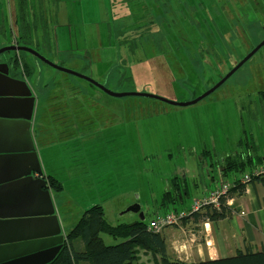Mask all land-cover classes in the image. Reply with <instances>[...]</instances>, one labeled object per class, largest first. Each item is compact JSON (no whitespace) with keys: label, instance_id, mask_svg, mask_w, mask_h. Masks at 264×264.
<instances>
[{"label":"rangeland","instance_id":"rangeland-1","mask_svg":"<svg viewBox=\"0 0 264 264\" xmlns=\"http://www.w3.org/2000/svg\"><path fill=\"white\" fill-rule=\"evenodd\" d=\"M52 1L55 5L59 4L60 14L56 20L49 18L47 30L52 33L56 28L59 29L60 46L56 49L52 44L45 50L26 43L29 48L37 49L51 63L97 83L108 80V73L114 69L115 63L120 66L124 64L127 69L117 68L121 72L119 79L125 78V83L120 85L122 89H133L136 93L154 95L173 103H188L203 95L214 86L208 81L214 78L211 82H219L264 39V0H182V5L173 7L184 11L187 8L185 3L191 2L190 6L197 10V18L200 19L197 24L206 36L211 27L216 37L217 29H230L225 15H230L237 23L235 31L224 37L226 51H220L224 48L223 45L216 47L215 53L221 52L220 61L202 59L213 72L193 74L187 72L189 65L184 59L185 54L175 56L167 45V41H171V35H179L182 43H199L202 34L184 21L183 24L178 23L175 30L166 28V25L165 34L169 35L166 37L157 26L160 21L154 18L157 12L148 11L153 15L149 22L151 28L147 25L141 30L144 31L147 27L150 31H157V34L147 39L148 45L150 44L147 47L148 52L141 50L132 54L125 52L126 46L123 45H127L128 41L116 35L114 21L122 22V25L133 23L137 26L135 16L122 21L117 18L127 16L141 6H149V3L139 4L131 0ZM226 1L228 2L225 4ZM13 4L14 0H0V13L3 17L0 18V49L9 45L12 39L18 40V29L11 17ZM41 4L39 3V8L45 14V7ZM225 6L228 10L229 7L234 10L235 16L223 13L221 7ZM48 8L46 5L47 12ZM66 10H70L67 16ZM202 20L209 25L205 27ZM142 33L147 37L149 35V31L140 30H134L130 34L129 28L124 34L127 39H131L134 34L135 37H141ZM40 38L42 41L41 35ZM40 38L38 42L42 46ZM200 42L204 47V42L212 45L210 36H207L206 41L203 39ZM156 47L157 51L149 52V49H157ZM156 53L162 55L163 59L150 56ZM8 56L7 52L0 54L1 59ZM21 56L29 65L34 66L30 82L34 92L43 97L40 100V113L35 130L41 169L47 176H56L62 185L70 183L76 186L74 190L67 189L51 196L55 215L60 220L63 232L71 230L82 213L95 204L103 207L106 218L112 225L131 224L136 221L138 217L135 214L126 212L132 205L141 208L145 221L150 217L154 218L156 213L164 214L162 209L159 210L160 197L174 177L179 182H184L182 186L186 187L188 193L181 206L186 210L190 209L196 198L209 190L213 180L220 181L214 162H219L224 156L233 155L238 141L245 134L248 141L251 139L256 145V153L261 158L264 155V45L221 87L188 106H173L138 96L113 98L86 80L51 68L26 52H21ZM189 62L191 63L190 60ZM131 69H135L136 73L133 72L132 80L131 76L126 79ZM218 69L223 73L222 76L216 72ZM73 83H79L86 95L82 106L87 121L84 122L81 137L78 131L71 130L68 134H73L71 139L59 140L57 136L62 133V129L46 132L48 128L43 129L38 125H50L51 112L57 113L60 110L65 112L63 115H67V109H70L66 107L70 106L67 101H73L77 95V89L71 86ZM103 86L108 85L105 83ZM213 111L214 117L205 116ZM64 119L65 117L60 118ZM204 151H208L211 156L202 153ZM83 171L85 175L82 180L80 173ZM67 172L69 176L72 173L75 175L72 181L65 180ZM87 174L93 178L88 184L85 178ZM97 174L98 177L95 178ZM69 195L75 197V204L67 203ZM177 206L179 205H175ZM201 232L207 238L205 246L209 254L218 256L211 235L206 234L203 228ZM185 235L190 241L180 237L172 240L179 253L188 251L193 245L194 232L189 231ZM101 237L106 245L118 242L105 234ZM149 258V255H141L140 262L153 264Z\"/></svg>","mask_w":264,"mask_h":264},{"label":"trees","instance_id":"trees-1","mask_svg":"<svg viewBox=\"0 0 264 264\" xmlns=\"http://www.w3.org/2000/svg\"><path fill=\"white\" fill-rule=\"evenodd\" d=\"M159 2L161 3V10L159 11L153 5V9H157L153 12H157L154 17H161V20H157L160 21L157 26L164 34L166 25H168L166 28L175 30L176 25L178 23L183 24V21L188 24V26L194 27L195 30H198L199 33L202 34L199 43L191 41L182 43L179 40V35L176 36L174 34V37L171 35V41H167V45H169L172 53L175 56H180L182 53L185 54L184 59L189 65L187 72L190 71V73L192 72L193 74L200 75L213 72V69L206 65V62L202 59L208 58L211 62H213V60L220 61L221 52L226 51V41L224 37L229 36L235 31L237 23L230 18V15H225L229 21L230 29L226 28L222 31L217 29L218 36L216 37L211 27V31L207 30V36L211 37L212 45H209V42H204L206 44L204 47L200 41L203 39L206 41L207 36L197 24V22H200V19L197 18V10L190 6L192 3H185L187 8L182 11L183 15H181V10L174 8L173 6L179 7V5L183 4L182 0H154L153 4L158 5ZM227 2L228 1H226L225 4ZM13 5L14 10L11 17L13 18L14 25L18 29L19 34L17 36L18 40H14L16 44L26 47H28L26 43L33 44L32 42H34V38L31 33L38 28L44 29L47 34V21L44 16L45 14L42 9L39 8V5L35 8L36 6L35 4L33 5L31 0H14ZM221 9L223 13H230L235 16V11L230 9V7L229 10L226 6L225 8L221 7ZM202 23H204L205 27L209 25L203 20ZM153 25L156 24L153 22ZM150 28L145 29L147 31H143H149L148 37L145 33H142L141 37H135L136 34H134L135 36L133 38L127 39V35L124 34V32H120L118 35L128 41L127 45H123L126 46L125 52L129 51L132 52V54L135 53V51L141 52V50L148 52L147 47L150 44L148 45L149 40L147 39H150L153 34H157V31H150ZM165 35L166 37L169 36L168 34ZM258 43H256V45ZM154 44L156 43H153V45ZM217 45L224 46L223 49H220L221 52L218 51L220 54L215 53ZM199 46L202 48L199 49ZM158 48H151L149 49V52H155ZM162 51L165 52L166 50ZM159 52H161V50ZM150 56H159L160 59H163V56L157 55V53L156 55L150 54ZM20 57L22 58L21 53ZM22 61L24 74L21 75V78L23 76H31L33 69L24 59ZM130 72L133 74V72L136 73V70L131 69ZM216 72L221 76L223 75V73L220 72V69ZM211 81H214V78ZM211 81H208V83H212V85H215L218 82L215 83ZM44 88L46 89V87ZM262 99L264 102V95H262ZM212 113L214 114V111ZM51 118V122L54 123V116ZM61 124H63V122ZM239 149H241L240 152H238ZM256 152L257 147L253 140L250 139V141H248L247 135H243L238 141L237 150L233 155L230 154L229 156H224L222 162H217V171L220 175V181L213 184L212 190L216 191L219 190L221 186L227 185V191L219 196L217 204H203L197 211H193L192 207L185 210V208L181 206L183 204V198L187 196L188 191L186 187L182 186V184H184L183 181L179 182L177 177L172 178L171 181L168 182V189L164 191L160 197L159 210L162 209L164 214L162 213L159 216L173 214L176 217L180 216V218H178L176 225L164 227L157 232L149 228V224L153 218L149 221H145L144 214L143 221L136 220L131 224L122 223L112 225L108 222L105 211L101 205L95 204L89 207L82 213L71 230L65 234L62 247L55 260L50 264H142L140 258L141 255L144 254L150 256L149 261H152L153 264H264V252H257L252 249L245 252L238 251L235 255L227 256L222 259L186 262L169 253V244L167 243L168 238L164 234V230L167 228H191L205 222L216 223L229 220L233 214L237 213V209L232 206L229 207L226 202L241 197L244 194L245 188V184L242 182L243 177L250 175L255 169L261 168V166L264 165V157L261 158ZM202 153L211 156L208 151ZM251 182H259L264 185V175L256 179H251ZM46 183L47 188L53 194H59L63 190L62 183L52 176L46 177ZM175 205L179 206L175 207ZM155 215L158 216L157 213ZM102 234H105L118 242L106 245L101 237Z\"/></svg>","mask_w":264,"mask_h":264},{"label":"water","instance_id":"water-1","mask_svg":"<svg viewBox=\"0 0 264 264\" xmlns=\"http://www.w3.org/2000/svg\"><path fill=\"white\" fill-rule=\"evenodd\" d=\"M263 45L264 39L211 89L197 99L183 104L134 91L113 92L86 76L51 63L26 46H6L0 49V54L26 52L51 68L86 80L113 98L138 96L173 106H188L217 90ZM34 103L35 98L27 83L9 77L7 65H0V264H50L64 241L51 193L42 177L39 159L32 143ZM126 212L136 214L139 221L144 220L138 205L130 206Z\"/></svg>","mask_w":264,"mask_h":264},{"label":"crops","instance_id":"crops-1","mask_svg":"<svg viewBox=\"0 0 264 264\" xmlns=\"http://www.w3.org/2000/svg\"><path fill=\"white\" fill-rule=\"evenodd\" d=\"M69 1H71V0H69ZM131 1H135L139 4L141 2H147L150 5L149 6H141L139 9H134L127 16H119L117 18V20H120V21L126 20V18H129L130 16H135V18L137 17L136 21H138V22H136V23H138V25L136 26L133 23L122 25V22L114 21V28L117 29V31H116L117 36L120 32L125 33L127 28H129L130 34H132V32L134 30H136V32L139 30H140V32H143V30H141V29H143V27H145L147 25L149 26L150 19H151V17H153V15H152L153 5L159 11L161 10L160 9V5H161L160 2L158 5H155V4H153L152 0H131ZM31 2L33 3V5L36 4V7L39 5V3H42L41 5L43 7H45V15L44 16H45L47 22H48L49 18H51L53 20L58 19V16L60 14V10L58 9L59 4L55 5L54 1H52V0H31ZM61 2H64V0ZM125 3L128 4V2H125ZM46 5H48V7H49L48 12L46 10ZM148 11H150L152 13H150ZM69 13H70V10L67 11L66 16L69 15ZM180 13H181V15H183L182 11ZM0 18L1 19L3 18L2 13H0ZM154 18L155 19L158 18V20H161V17L160 18L154 17ZM102 23L103 22H102V18H101V24ZM117 26H120V27L116 28ZM145 29H147V27ZM3 32H5V30H3ZM31 35L34 38L33 39L34 42H32V43L39 49L41 47H43L46 50V47L51 46L52 44H53V46H55L54 48H56V49L60 46L59 39H58V35H59V29L58 28H56V30H54L52 33H50V31L47 30V34L44 31V29L38 28V29H35L31 33ZM40 35L42 37V41H41ZM38 36L40 38V41L42 42V46H41L40 42H38L39 41ZM52 36H54V38H52ZM14 40L15 39H12L10 41V43ZM52 40H53V42H52ZM35 51H37V49H35ZM120 52H121V50H119V53ZM32 67H33V71H34V66H31V68ZM113 67H114V69H111V71L108 73V80L99 81L98 83H100L102 85H105V83H106V85H108V86H105V87H107L108 89H110L113 92L133 91V89H129V88L122 89L120 86L122 83H125L124 82L125 78L119 79L118 76L121 72L118 69H120V67H121V69H127V67L124 64H122L120 66L119 63H115L113 65ZM133 70H135V69H133ZM31 76H23L22 78L20 77L21 78L20 80L25 81L27 83L29 90L31 91L33 97L35 98L34 110H33V115H32V122H31V138H32V143L34 145V149L37 153L36 145L38 144V142H37L38 136H37L35 130L37 127V122H38V114L40 113V100H42L43 97H39L34 92L33 84L30 82ZM130 76H131V80H132L133 74L129 71V75H128V77H126V79H129ZM71 86L74 87V89H77V95H75V97L72 99L73 101H67L68 104H70V106H68V105L66 106V107H70V109H67V110H69V111H67V115H63V114H65V112L60 111L56 108V110H58L59 112H57V113L51 112V115H50V117L54 116V118H53L55 120L54 123H52L51 122L52 119H50V125H43V126L38 125L40 128H43V129L48 128L46 130V132H50L51 130L54 132H57L59 129H62V133H59V136H57V138L59 137V140L62 138L71 139L73 134L68 135L69 131H71V130L78 131V135H79V137H81V132H82V128L84 126V122L87 121L86 116H85L86 114H85L84 108L82 106V103L86 100V95H85V93H83L82 89L80 88L79 83H73V84H71ZM71 89L74 90L73 88H71ZM69 99H71V98H69ZM60 114H62V115H60ZM212 114L213 113H207L205 116L209 115V117H214V114L213 115ZM61 117H65V119L60 120ZM73 118H74V120H73ZM62 122H63V124H61ZM65 132H67V133H65ZM37 156H38V153H37ZM262 157H264V155ZM38 159H39V157H38ZM222 159L223 158L220 159V162H222ZM263 160H264V158H263ZM39 164H40V162H39ZM214 165L217 166V162H214ZM40 168H41V165H40ZM64 171H65V169H64ZM41 172H42V177L46 180L47 175L43 173L42 169H41ZM80 175H81L80 178L83 180V178H84L83 175H85V171L81 172ZM52 177L56 178V176H52ZM96 177H98V174L95 176V178ZM74 178H75V175L73 173H72V176H69V172H67L65 175V180H67V181H72ZM85 178L87 179V184H88L89 180L93 179V178L91 179V177H89L88 174L86 175ZM215 182L217 183V181L213 180L211 182V185L209 186V190L208 191L206 190L204 193H202L196 199L201 198L205 194L210 193V191H212V189H213V184ZM62 186H63L62 192H65L67 189L68 190H74L76 188L75 185H72L70 183L63 184ZM52 194L53 193H51V196H52ZM66 200H67V203L70 205H73L76 203L75 197L71 196V195L67 196ZM66 206H67V204H66ZM228 206L229 207L232 206V207L236 208L237 213L233 214L229 220L220 221V222H216V223H213V222L209 223V226H210V233L209 234L211 235V239L214 241L216 251L218 252L217 253L218 256H215V255L211 256L209 254V250L205 246L207 238H205L203 233L201 232V228H203L204 223H201L200 225H198L196 227H191V228L182 227L180 229H168V228L165 229L164 234L167 236L168 241H170V242L167 241V243L169 244V253L172 256H175L176 258H178L180 260H183L186 262H196V261H205V260H214V259H219V258H225L227 256L235 255L236 252H238V251L245 252V251L250 250V249H252L253 251H257V252H264V185L259 183V182L246 185L244 188V194L241 197H237V198L231 200ZM161 211H163V210H161ZM140 212H141V208H140ZM135 216L138 217L136 214H135ZM150 219H151V217L149 218V220ZM137 220H139V218ZM58 222H59V226H60V233L63 237H65L66 232L62 231V227H61V223H60L59 219H58ZM189 231H192L195 234V237L192 240L193 245H192V247L190 246L188 248V251H183V252L181 251V253H179V250L175 247V244L173 243L172 240L176 239L177 237H180L181 239L190 241V238L187 239L186 235H185V233H189ZM203 231H204V229H203ZM213 252L214 251H212V253Z\"/></svg>","mask_w":264,"mask_h":264},{"label":"built area","instance_id":"built-area-1","mask_svg":"<svg viewBox=\"0 0 264 264\" xmlns=\"http://www.w3.org/2000/svg\"><path fill=\"white\" fill-rule=\"evenodd\" d=\"M262 175H264V165L261 166V168H257L255 169L250 175H246L243 177L242 182L246 185L251 184V179H256L258 177H261ZM228 187L227 185H223L220 187L219 190L216 191H211L208 194H205L203 197H201L198 200H195L192 206V210L193 211H197L201 205L203 204H217V200L219 198V196L221 194H224L227 191ZM231 200H228L226 202L227 205H229ZM179 217H176L173 214H166L164 216H155L150 224H149V228L153 229L154 231H160L161 229H163L164 227H168V226H172V225H176L177 221H178ZM203 229L205 231L206 234H209V230H210V226L208 222H205L203 224ZM208 249V248H207Z\"/></svg>","mask_w":264,"mask_h":264},{"label":"flooded vegetation","instance_id":"flooded-vegetation-1","mask_svg":"<svg viewBox=\"0 0 264 264\" xmlns=\"http://www.w3.org/2000/svg\"><path fill=\"white\" fill-rule=\"evenodd\" d=\"M11 45L19 46L18 44H16L15 41H12L8 46H11ZM7 53L9 54L8 57L4 59L0 58V65L6 64L8 68L9 77L20 80L21 75L24 74L23 61H22L23 59L20 57L21 52L11 51Z\"/></svg>","mask_w":264,"mask_h":264},{"label":"bare ground","instance_id":"bare-ground-1","mask_svg":"<svg viewBox=\"0 0 264 264\" xmlns=\"http://www.w3.org/2000/svg\"><path fill=\"white\" fill-rule=\"evenodd\" d=\"M34 50V49H33ZM31 55V54H30Z\"/></svg>","mask_w":264,"mask_h":264}]
</instances>
